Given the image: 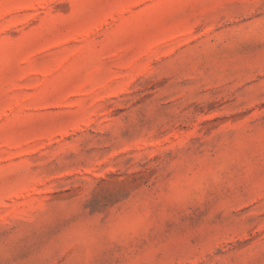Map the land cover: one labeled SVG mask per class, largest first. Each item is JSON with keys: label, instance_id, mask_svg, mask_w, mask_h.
<instances>
[{"label": "rangeland", "instance_id": "1", "mask_svg": "<svg viewBox=\"0 0 264 264\" xmlns=\"http://www.w3.org/2000/svg\"><path fill=\"white\" fill-rule=\"evenodd\" d=\"M0 264H264V0H0Z\"/></svg>", "mask_w": 264, "mask_h": 264}]
</instances>
